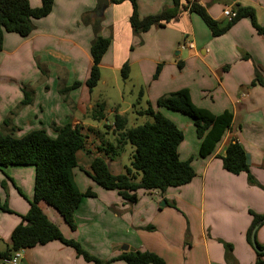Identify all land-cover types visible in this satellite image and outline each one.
I'll return each mask as SVG.
<instances>
[{
	"label": "crops",
	"instance_id": "obj_1",
	"mask_svg": "<svg viewBox=\"0 0 264 264\" xmlns=\"http://www.w3.org/2000/svg\"><path fill=\"white\" fill-rule=\"evenodd\" d=\"M29 1L33 7L41 4V0ZM191 1L204 7L221 26L229 21L223 15L224 8L234 9L237 5L253 8L258 24L264 26V0ZM97 4V0H54L49 15L34 19L30 35L6 32L4 36L0 51V130L20 137L43 128L56 136L52 124L69 123L88 137L77 157L79 162L86 159L83 169L89 179L81 175L78 181L76 174L75 179L81 191L90 189L96 196L84 197L76 209L77 228L72 230L46 202L40 201V208L67 238L79 241L103 260L121 254L127 245L128 250L155 252L166 264H255L257 253L247 233L253 222L252 212L264 214V85L254 83L256 69L264 80V34L256 30L250 17H242L224 34L213 36L202 17L188 7L163 26L135 33L130 23V0H109L102 16L96 13ZM137 4L139 15L145 17L172 7L173 0H137ZM97 19L101 20L99 34L110 38L111 45L100 63L101 79L90 90L86 81L93 64L90 48ZM184 40L193 41L195 47L181 49ZM125 63L129 64L130 74L124 83H130L132 92H137L136 103L145 105L140 110L134 101L126 102V106L120 101ZM75 81L81 85L65 93L64 89ZM99 86L105 89L96 95ZM182 88L189 89L198 107L214 114L229 111L233 115L231 128L206 157L198 155L201 139L193 120L158 105L160 97ZM25 90L31 95L28 104H23ZM100 104L104 105L105 122L96 119ZM148 105L184 131L180 158H192L196 175L189 183L169 187L165 192L141 189L137 202L130 204L116 190L103 188L87 174L94 158L85 151L93 153L94 147L86 146L95 133L103 136L104 124H110L106 126L108 131H114L115 114L125 116L128 127H133L129 126L131 112L139 114ZM184 127L196 147L187 141ZM231 142L244 147L249 173L261 186L249 181V173L234 174L223 167L222 156ZM95 150L101 151L98 146ZM0 180V199L7 201L13 211L0 209L3 251L10 246L14 228L29 210L35 168L9 166L0 172ZM100 196L101 205L95 207L92 198ZM255 237L264 244V224ZM225 243L232 245L230 258ZM0 264H5L2 258ZM19 264L93 263L78 256L73 247L51 241L25 249ZM110 264L127 263L115 260Z\"/></svg>",
	"mask_w": 264,
	"mask_h": 264
},
{
	"label": "trees",
	"instance_id": "obj_2",
	"mask_svg": "<svg viewBox=\"0 0 264 264\" xmlns=\"http://www.w3.org/2000/svg\"><path fill=\"white\" fill-rule=\"evenodd\" d=\"M122 0H112L114 3ZM133 12L130 23L135 33L145 32L153 26H163L165 22L175 18L181 9L189 8L198 13L205 21L213 36H220L242 17H250L256 30L264 34V26L256 20L255 11L251 7L235 6L237 16L228 21L226 25L213 19L204 7L194 1L173 0L172 7L165 8L158 14L141 17L138 12L137 0H130ZM54 0H41L40 6L33 7L29 0H0V51L3 48L6 32L17 33L26 37L35 28L34 19L49 15L53 9ZM83 20L86 17L83 16ZM101 20L93 23L95 37L92 40L90 53L93 64L86 81L90 90H93L101 79V60L111 45V39L99 34ZM160 67L157 68V77ZM130 67L125 63L121 69V76L125 80L129 77ZM255 84L264 85V80L259 69H256ZM81 85L75 81L66 87L68 92ZM23 104L31 102V95L25 90ZM63 92V93H64ZM158 105L170 110L180 112L190 117L196 127L200 142V156L210 155L226 131L232 126L233 115L229 111L214 114L210 110L194 104L188 88H182L158 99ZM98 120L104 118V105H98ZM141 115H148L150 119L140 125L128 127V119L119 114L114 115V134L118 136L116 142L103 141L99 146L109 157L118 156L124 145L130 143L134 146L133 159L130 166L125 167V172L113 174L104 157L97 156L92 160L91 171L87 174L98 185L108 190H116L119 195L130 204L137 202L138 191L159 190L165 192L169 187L181 186L189 183L196 175L192 166V158L182 160L179 146L184 140V131L175 122L166 117L162 112L156 111L151 105ZM111 127L110 124H106ZM52 129L57 133L51 136L41 129H34L23 136L0 130V172L14 165H29L35 168V181L33 197L29 199L30 207L22 215L20 222L13 230L10 246L0 251V258H10L20 249H28L37 245H44L51 241H60L76 250L78 256L93 264H110L115 260H123L127 264H166L164 258L152 251L128 250L109 260H103L91 254L79 241L67 238L60 227L43 212L39 206L40 201L54 207L64 218L72 230L77 228L75 211L80 206L84 197H94L96 194L88 189L81 191L75 179V169L78 166L77 153L85 147L86 136L79 128L71 124H52ZM223 167L234 174L249 173V164L246 150L237 142H231L222 156ZM248 179L252 184L261 186L249 173ZM0 184L3 182L0 180ZM19 189V188H18ZM20 193L24 195L19 189ZM0 209L13 212L7 203L0 199ZM253 222L247 233L248 242L257 253L255 264H264V244L257 239V247L253 245L252 233L264 224V214L252 212ZM256 234V233H255ZM256 238V237H255ZM227 257L232 256V245L225 243Z\"/></svg>",
	"mask_w": 264,
	"mask_h": 264
},
{
	"label": "rangeland",
	"instance_id": "obj_3",
	"mask_svg": "<svg viewBox=\"0 0 264 264\" xmlns=\"http://www.w3.org/2000/svg\"><path fill=\"white\" fill-rule=\"evenodd\" d=\"M126 80L127 79H125V80L123 79L122 80V84H121L122 91L124 92L123 100H120L122 102V104H124L126 106V102L134 101L135 102L134 104H136L135 106L138 108V110H140L142 107L145 108V105L143 103H136V101L138 100L137 92H135V93L132 92L131 84L130 83H127V84L124 83ZM102 89H105V87L99 86V88H97V90H96V95L99 92H103ZM178 113H180V112H178ZM185 117L187 119H190L188 116H185ZM149 119H150V117L148 115L134 114V113L131 112V119H130V122H129V126H132V125L136 126V125L143 124V123L147 122ZM98 121L103 122L104 120H102V121L98 120ZM98 121H96V122H98ZM184 130H185L186 135H187L186 136L187 137V141L190 142L191 144H193L192 147H196V141L191 138V135H190L188 129L186 127H184ZM195 130H196V127H195ZM102 134H103V136L102 135H97L95 133V135H93V137H91V140H90L91 142H89V145L86 146V147H94V148H92L93 153H91V150H88V149L85 152L87 154H90V156L92 158H95L97 156L104 157L105 160L108 163V166H109L111 172L124 173L125 172V167L131 165V162H132V159H133V153H134V150H135L134 146L131 145L130 143L125 144L123 149H122V151H121V153L118 156L113 157L112 158L113 161H111V160L108 159V157H107L108 155L104 151H98V150H95V148L97 146L99 147L101 145V142H103V141L116 142V138L118 136H116L112 131H108V128L106 127L105 124L102 127ZM86 138H88V137L86 136ZM99 142H100V145H98ZM83 149H81V150H83ZM199 150H200V148H199ZM198 155H200L199 152H198ZM86 165H87L86 159H84V160L81 159L80 162L78 160V166L75 169V174H76V178H77L78 181H81L80 180L81 175L84 176V177H87V179H89V177L86 176L85 170L83 169L84 167L86 168ZM114 193H116V192L114 191ZM102 199H103V197H101V196H100V198L99 197L92 198V201H95V202H92V205H94L95 207L97 205L98 206L101 205L100 202H101Z\"/></svg>",
	"mask_w": 264,
	"mask_h": 264
},
{
	"label": "built area",
	"instance_id": "obj_4",
	"mask_svg": "<svg viewBox=\"0 0 264 264\" xmlns=\"http://www.w3.org/2000/svg\"><path fill=\"white\" fill-rule=\"evenodd\" d=\"M223 15L225 16L226 19L229 21L234 19L237 16V12L235 9H232L231 7H226L223 10ZM186 47L189 48H194V42L193 41H187L184 40L180 43V48L184 49ZM24 253V249L17 250L13 253V255L10 258L4 259L5 264H19L20 259L22 258Z\"/></svg>",
	"mask_w": 264,
	"mask_h": 264
},
{
	"label": "water",
	"instance_id": "obj_5",
	"mask_svg": "<svg viewBox=\"0 0 264 264\" xmlns=\"http://www.w3.org/2000/svg\"><path fill=\"white\" fill-rule=\"evenodd\" d=\"M97 2H98V4H97V7H96V13H97L98 16H102L104 14L105 9L109 5V0H97ZM164 204H165L164 202L161 203V206L164 205ZM255 233H256V230H254L253 233H252V241H253V245L255 247H257ZM122 250L123 251H127L128 250V246L124 245L122 247Z\"/></svg>",
	"mask_w": 264,
	"mask_h": 264
}]
</instances>
